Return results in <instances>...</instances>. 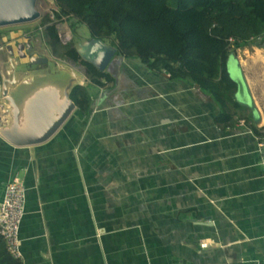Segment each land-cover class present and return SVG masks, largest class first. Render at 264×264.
I'll list each match as a JSON object with an SVG mask.
<instances>
[{
    "label": "crops",
    "instance_id": "1",
    "mask_svg": "<svg viewBox=\"0 0 264 264\" xmlns=\"http://www.w3.org/2000/svg\"><path fill=\"white\" fill-rule=\"evenodd\" d=\"M103 71L44 142L0 138V198L25 186L19 263L264 264V154L244 120L220 128L197 88L136 60Z\"/></svg>",
    "mask_w": 264,
    "mask_h": 264
},
{
    "label": "trees",
    "instance_id": "2",
    "mask_svg": "<svg viewBox=\"0 0 264 264\" xmlns=\"http://www.w3.org/2000/svg\"><path fill=\"white\" fill-rule=\"evenodd\" d=\"M51 16L40 17L37 30L52 57L84 69L88 84L74 85L69 98L86 113L89 86H101L111 77L80 59L74 44L60 43L55 22L72 20L85 26L88 37L115 49L114 58L136 60L147 70L197 88L217 109L213 122L228 128L243 119L258 140L264 127L238 112L236 85L227 71V58L235 49L264 50V0H52ZM0 264H20L0 239Z\"/></svg>",
    "mask_w": 264,
    "mask_h": 264
},
{
    "label": "water",
    "instance_id": "3",
    "mask_svg": "<svg viewBox=\"0 0 264 264\" xmlns=\"http://www.w3.org/2000/svg\"><path fill=\"white\" fill-rule=\"evenodd\" d=\"M35 2L0 0V26L34 21L39 17ZM22 48L17 44L13 56L7 46V62L0 65V138L14 147L33 146L47 140L75 109L69 92L74 85L81 84L80 74L72 66L57 62L46 51L36 53L28 43L26 52ZM75 48L80 59L98 71H103L114 59V47L100 39L88 37L77 43ZM19 59H25L31 66L51 62L67 76L65 79H53L42 72L44 70H37L32 73L34 75L28 70L18 72ZM227 71L236 85L235 101L249 110L253 123H258L259 112L239 63L231 52L227 58ZM163 73L167 75L165 71Z\"/></svg>",
    "mask_w": 264,
    "mask_h": 264
},
{
    "label": "rangeland",
    "instance_id": "4",
    "mask_svg": "<svg viewBox=\"0 0 264 264\" xmlns=\"http://www.w3.org/2000/svg\"><path fill=\"white\" fill-rule=\"evenodd\" d=\"M35 9L39 12V17L36 18L34 21L0 26L1 66L5 65L6 63L5 56L3 53L5 45L8 43L9 47H13V43L9 41V38L15 36L16 33L31 32V30L38 25L40 17L45 14H49V16H51V11L52 9H54L53 1L36 0ZM71 21L72 20H61L59 22H55V26L60 43H66L71 41L74 46H76L77 43L88 38V32L83 24L75 22L73 32L71 33V30L69 29V23H71ZM231 53L232 56H234V58L239 63L255 107L257 108L261 119L263 118L264 120V50L256 47H245L241 49L232 50ZM256 53H258L263 58V64L260 62L258 64V62L255 63L251 60V57H253ZM57 62L62 63L60 59ZM23 70H28L31 72H35L37 70H44L42 72L46 73L47 76L54 78H60L59 73L62 72L57 68L56 65L52 64L51 62H47L39 66H31L27 64L25 59H19L17 71L20 72ZM238 112L242 115L250 114L248 109H241L238 110ZM255 125L256 127H264V123H260V121Z\"/></svg>",
    "mask_w": 264,
    "mask_h": 264
},
{
    "label": "built area",
    "instance_id": "5",
    "mask_svg": "<svg viewBox=\"0 0 264 264\" xmlns=\"http://www.w3.org/2000/svg\"><path fill=\"white\" fill-rule=\"evenodd\" d=\"M264 154V138L256 142ZM25 186L21 178L13 176L4 185L0 198V239L13 258H19L18 227L24 214ZM205 246V243H201Z\"/></svg>",
    "mask_w": 264,
    "mask_h": 264
},
{
    "label": "flooded vegetation",
    "instance_id": "6",
    "mask_svg": "<svg viewBox=\"0 0 264 264\" xmlns=\"http://www.w3.org/2000/svg\"><path fill=\"white\" fill-rule=\"evenodd\" d=\"M9 41L13 43V47H10L12 52H13V56H15L16 52V46L17 44H20L23 48L21 49L23 52L25 51V46L26 44H30L33 47V50L37 53H42L43 51L48 52L49 53V48L46 47L43 42L41 41V39L39 38V33L37 30V26L34 27L31 32H20V33H16L15 36L10 37ZM8 43L5 45V48L3 50L4 56H5V60L7 62V55H8V49H7ZM39 50V52H38ZM51 56V55H50Z\"/></svg>",
    "mask_w": 264,
    "mask_h": 264
},
{
    "label": "bare ground",
    "instance_id": "7",
    "mask_svg": "<svg viewBox=\"0 0 264 264\" xmlns=\"http://www.w3.org/2000/svg\"><path fill=\"white\" fill-rule=\"evenodd\" d=\"M251 60L255 63L258 62V64H259V62H260L263 64V58L258 53H256L253 57H251ZM259 121H260V123H264V120H263V118L261 119V117H260Z\"/></svg>",
    "mask_w": 264,
    "mask_h": 264
}]
</instances>
